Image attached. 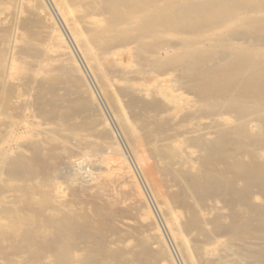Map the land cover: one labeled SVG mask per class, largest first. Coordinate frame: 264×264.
<instances>
[{"label":"bare ground","instance_id":"6f19581e","mask_svg":"<svg viewBox=\"0 0 264 264\" xmlns=\"http://www.w3.org/2000/svg\"><path fill=\"white\" fill-rule=\"evenodd\" d=\"M23 1L0 15V61L16 28L30 57L0 72V264H177L162 224L183 264H264V0Z\"/></svg>","mask_w":264,"mask_h":264},{"label":"rangeland","instance_id":"374dc122","mask_svg":"<svg viewBox=\"0 0 264 264\" xmlns=\"http://www.w3.org/2000/svg\"><path fill=\"white\" fill-rule=\"evenodd\" d=\"M16 1H17V3H16ZM30 2H31V0H30ZM5 3V4H4ZM2 5V6H1ZM11 5V6H10ZM26 6V2L25 1H23L21 4H20V2H19V0H0V9H2L3 8V10H2V12H0V15L2 16H0L1 17V20H2V26L3 27H8V24H7V22L9 21L8 19H10L11 17H20V16H22V14H23V9H24V7ZM72 8L76 11L77 9H78V6L77 5H73L72 6ZM13 13L14 15H11V14ZM52 13H53V15H54V17L57 19V16H55V13L52 11ZM6 14H7V16H6ZM16 14V15H15ZM76 14H81V13H76ZM4 15V16H3ZM11 16V17H10ZM52 16V15H51ZM5 17V18H4ZM10 17V18H9ZM53 18V16L52 17H49V20H51V19ZM19 30V31H18ZM18 31V32H17ZM16 32H17V34L20 36V34H21V31H20V29H18V28H16ZM17 35V36H18ZM19 36L18 37H16V39L15 40H17L16 42H15V40H11V38L9 39V44L12 46V49L14 50H16L17 51V47L18 46H20V44H22V42H21V40H20V38H19ZM20 41H19V40ZM2 41H1V39H0V43H1ZM16 43H18V44H16ZM1 45V44H0ZM70 45V44H69ZM15 46V47H14ZM40 45H38V47H39ZM40 47H43V46H40ZM72 47L70 46V50H73V49H71ZM68 49V50H69ZM95 49H96V51L98 52V53H100L102 56H103V58H102V61H103V63L105 64V65H107L108 67H111V68H119L125 61L124 60H126V59H124L123 61H117L116 59H115V56L113 55V54H111V53H105V50H104V48H103V42L102 43H95ZM15 51V53H16V55L20 58V60H19V62L18 61H13V59H12V61L11 60H9V58L8 57H6V59H3V60H1L0 61V72H2V73H7V66L9 65V64H12V66H17V63L18 64H20L22 61H30V57H29V55L28 54H26V53H24V52H20V51H17L16 52ZM74 52V51H73ZM22 56H21V55ZM24 55H25V57H24ZM112 55H113V57H112ZM24 59H23V58ZM75 57H76V60H77V62L80 64V66L82 67L83 65H81L82 64V62H80L79 60H78V58H77V56L75 55ZM15 58V57H14ZM22 59V60H21ZM3 61V62H2ZM117 61V62H116ZM119 62V63H118ZM122 63V64H121ZM6 70V71H5ZM82 72L84 73V75H86V73H85V71H84V69H83V67H82ZM86 77H87V79H88V81H90L91 82V80H89V78H88V76L86 75ZM10 80H12V81H17V80H15V78L14 77H10L9 78ZM27 85V84H26ZM92 87H93V89H95L94 90V92H95V94H96V96H97V98L99 99V101H100V103H101V105H102V108H103V110H105L104 112L106 113V115L107 114H109V115H107V117L109 118V120H110V122H111V119H110V113H109V111L107 110V107H105L106 105L105 104H103L104 102H103V100L101 101V96H100V93L98 92V90H96L97 88H95V86H94V84H92ZM23 90V88L22 87H20V91H22ZM25 97H23V100L25 101V99H24ZM108 112V113H107ZM30 112H29V110H23L22 111V117L21 118H16V117H14L13 119H14V121H15V123L18 125H20L21 126V128L20 129H22L21 131H20V129H17L15 132L17 133L16 135H14V137L12 138L13 139V141H14V139L16 140V139H19V140H23V141H30V132L27 134L25 131H26V129H28V131H30V114H29ZM25 118V119H24ZM17 120V121H16ZM26 120V121H25ZM17 122H19V123H17ZM112 123V122H111ZM25 124V125H24ZM27 124H29V125H27ZM113 125V124H112ZM24 126V127H23ZM23 130H25V131H23ZM114 130H115V132H116V134H117V131H116V129H115V127H114ZM19 132V133H18ZM22 132V133H21ZM23 134V135H22ZM27 136H26V135ZM21 136H23V138L21 137ZM24 137H25V139H24ZM120 137V136H119ZM26 138H28V139H26ZM91 139L89 138V137H87L86 136V141H90ZM147 193V192H146ZM150 196L148 195V200H149V202H150V204H151V206L153 207V209H154V211L156 212V215L158 216V219H160V222H161V217H160V215H158L159 213L157 212V210H155L156 209V206L154 205V202L151 200L152 198L150 197ZM155 207V208H154ZM160 217V218H159ZM161 224H162V222H161ZM162 227V231H163V233H164V236H165V238H166V240H167V243H168V246H169V248L171 249V251H172V253H173V255H174V257H175V259H176V261H177V264H183L182 262H181V258H180V256H179V254H178V251H177V249H176V247L174 246V244H173V242L171 241V239H170V237H169V235L166 233V231L164 230L165 229V227L163 226V224L161 225ZM166 233V234H165Z\"/></svg>","mask_w":264,"mask_h":264}]
</instances>
